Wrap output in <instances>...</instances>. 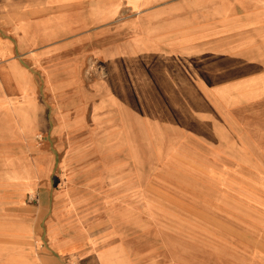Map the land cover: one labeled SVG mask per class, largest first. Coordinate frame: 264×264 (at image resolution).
<instances>
[{
	"label": "crops",
	"instance_id": "0c3cea01",
	"mask_svg": "<svg viewBox=\"0 0 264 264\" xmlns=\"http://www.w3.org/2000/svg\"><path fill=\"white\" fill-rule=\"evenodd\" d=\"M24 4L0 13V173L16 184L11 187L16 202L25 204L26 196L33 194L40 212L45 208L51 226L45 237L51 252L68 256L88 247L82 237L57 230L68 204L76 201L75 192L87 191L74 183L68 157L62 160V189L50 185L51 167L45 159L51 155L36 146L39 136L58 142L85 129L94 141L133 136L147 127L166 130L168 136L194 134L196 139L190 142L217 144L225 152L239 145L246 153L261 154L247 158L264 159V0H29ZM140 62L177 66V70L162 67L164 72L153 78L159 81L155 87L173 90V95L153 94L152 99L187 104L194 112L189 122L187 109L180 107L176 114H139L133 94L119 93L102 82L100 65ZM188 86L195 92L193 99L183 95ZM171 110L178 111L166 106L147 109ZM206 152L216 153L212 147ZM112 203L117 207L119 199ZM40 212L26 207L17 225L20 236L14 237L36 234L45 221ZM109 258L101 253L102 264Z\"/></svg>",
	"mask_w": 264,
	"mask_h": 264
},
{
	"label": "rangeland",
	"instance_id": "374dc122",
	"mask_svg": "<svg viewBox=\"0 0 264 264\" xmlns=\"http://www.w3.org/2000/svg\"><path fill=\"white\" fill-rule=\"evenodd\" d=\"M25 1L29 0H0V13ZM100 66L105 86L133 94L139 114L160 116L187 109V104L152 99L173 95V90L155 87L159 81L153 78L157 72L177 70L175 65ZM183 95L193 99L195 92L188 86ZM154 106L181 110L147 111ZM186 112L187 118L194 114ZM151 130L141 127L133 136L94 141L85 129L58 142L44 135L36 138L41 152L51 155L45 159L51 167L50 185L62 189V160L68 157L74 183L87 191L75 192L76 201L68 204L57 230L82 237L88 247L68 256L51 252L45 208L40 212L33 194L26 196L25 204L16 202L11 188L16 184L1 172L0 264H102V252L110 257L107 264H264V159L247 158L261 154L246 153L239 145L225 152L217 144L190 142L194 134L177 137L163 129ZM207 147L216 153L206 152ZM114 199H119L117 207ZM26 207L38 210L45 221L36 234L16 238Z\"/></svg>",
	"mask_w": 264,
	"mask_h": 264
}]
</instances>
